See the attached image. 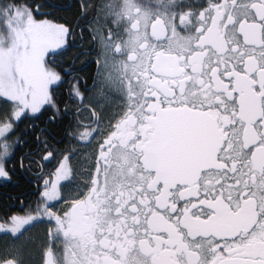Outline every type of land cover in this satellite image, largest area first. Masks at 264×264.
<instances>
[{
	"label": "snow or ice",
	"instance_id": "1",
	"mask_svg": "<svg viewBox=\"0 0 264 264\" xmlns=\"http://www.w3.org/2000/svg\"><path fill=\"white\" fill-rule=\"evenodd\" d=\"M0 264H264V0H0Z\"/></svg>",
	"mask_w": 264,
	"mask_h": 264
}]
</instances>
